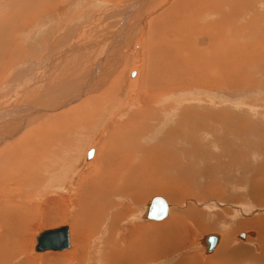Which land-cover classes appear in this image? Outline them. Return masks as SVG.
<instances>
[{"label": "rangeland", "instance_id": "obj_1", "mask_svg": "<svg viewBox=\"0 0 264 264\" xmlns=\"http://www.w3.org/2000/svg\"><path fill=\"white\" fill-rule=\"evenodd\" d=\"M17 1L18 0H12V2L10 0H0V16H1V18H0V49L3 48V45H8L5 42V40H3V36H6L7 32H8V34H10L9 31L13 30V28H14V26H12V25L9 26V24H11V23L9 21L5 20V17L2 15L5 13V11L9 12L8 5H6L7 2H10V3L14 2V6H16L17 8L20 9L18 11V13L25 12V14H26V10H25L26 8L24 9V7H22V3L16 4ZM107 1H108V3H107ZM239 1H244V0H239ZM134 2H135V0H102L100 2L98 0H95V1L94 0H83V1L82 0H75V1L74 0H66V1L65 0H56L54 5H53V14L58 15L59 17L54 24L50 25L51 26L50 31H55V30L59 31L60 30V32L58 34H54L55 36H59L60 39L58 40V39L53 38L54 35L49 34V33H48V36L46 37L47 29L50 26H45V25L48 23V20L50 18L49 19L43 18L41 23L39 21L36 23L37 25L33 28L32 34L30 32L31 37L29 38V41L33 45H30L29 42H27V44H23L21 42V45H22L21 49L24 52L29 51V49L32 47H38L40 50L43 51L45 49V47L43 45H49V43L52 40V43H53L52 45H57L58 47L51 48V49H54L56 52L62 51V53H65V50L69 47V45H76L77 37L79 36V34H82L84 36L82 38H80V41H79L80 43L76 46L85 45V47L87 49L86 53H88L89 58L87 59V61L84 60L85 56L81 57V58H76V59H79V63L77 61L79 66H80V64H82V62H86L88 65V69H87L88 74L85 76V78L88 77L89 75H90V79L92 78V74H90V72H91L90 70L96 64V62L99 63L102 58H104L102 62H106L108 59L104 56H106L107 54L110 57V59H111V54H112L114 61H115V63L113 64V67H111L109 73L107 74L106 79L102 78L101 79L102 82L96 87V89L92 90L94 92L88 91V92H90V93H88V95L89 94L91 95V93L96 94V93H102L103 91H105L108 88V86L112 85L111 83L115 80L114 76L116 75V72L118 70L120 72H123V74L121 75V80L118 84V86H119L118 91L121 89V87H122V89L125 88L124 99L120 100L121 102L119 104V107H115L116 106L115 105L112 107L113 108L112 112H110V110L112 109L111 108L108 111H104L102 114L101 113L97 114L94 111V114H93V117L95 119L94 121L87 118V121L85 120L87 123L86 122L81 123V127H82L83 131L81 132L82 134H80L81 135L80 137L81 138L84 137L83 138L84 140H82L80 137H76V140L78 142V146H77L78 151H76L72 157L77 162V161H79V156H80V161L78 162L79 166L74 171L72 170V172H71V177H72L71 183L68 186V191L66 193H63L64 192L63 190H59V191H56L55 193L49 194V196H48L49 198L41 199L46 194V193H44V191H42L41 193H39V195H37V197H35L34 194H32L31 191H29V188H28L26 190L27 193L23 192L25 194L18 193V195H16L20 199L19 198L15 199L13 203L15 204L16 203L15 201L19 200L17 202L19 204V208H28L29 206H30L29 208H34V204H37V207H36L37 213L36 214H37L38 220L35 223L33 232L31 233L32 239L30 238V235H28V237H29L28 245L30 247L28 246L27 249L23 252V256L27 257V258H29L31 256L29 258L31 260L30 264H41V260H42L41 255L42 254L44 255L47 253H52V254L54 253V254L58 255L61 252H70L78 246V239H81L82 242L86 239L85 242L86 241L87 242L84 245V253L87 255V257L85 258V261L83 262V264H111V263L116 264V263H114L115 262L114 257H115V255H117V252H118V256L119 255L121 256V254H123L124 252H120V251H123V250L126 251L128 249V246L126 243L128 240L127 239L128 237L130 238V236H131V239H132L131 241L134 242V244L137 243L136 245H138V247H140V250H141L142 245H144L143 241L147 240V238H148V242L150 244L148 246V248L152 245L151 240H150L151 239V237H150L151 231H152L151 225H153L156 222L147 221L145 219V214L142 215V211H143V208L145 207L144 205H146L148 203V201L151 197L162 196L166 200L167 203L169 202L168 203L169 211H168L166 218H164L161 222H158V223H166V222H169L170 219H174V222H176L180 218V217L178 218L176 216H179V215H181V217L186 221V223L184 226L176 225L173 227L168 226V228H166V230L169 232V233H167V237H169V238L166 239V237H165V241H164L166 247L169 248V246L174 247L176 245L175 248H171L168 251L167 256L164 257V255H166V253H159L158 255H153V254L149 253L150 248H151L150 247L149 250L147 251V254L149 253L148 256L147 255L145 256V257H147V261L143 264H175L179 259H182L183 256H188V255H189V257H188L189 259H186V260H189L191 262L188 264H194V263L195 264H203V263L208 264V262L210 264H264V242H262V241L258 242L257 237H258L259 232H258L257 228L256 227L253 228L252 226L248 225L250 223H247V222H249V218L256 217V216H257L256 218H258V216L264 217V119H263V122L259 124V125L262 124V127H260L258 125V121H260V119L258 118L257 115L252 114L251 112L247 111L248 114L250 113V116H248V115H246V112H244L243 113L244 115L242 116L244 119H246L248 117L247 119L248 120L251 119L250 121L253 123V125L255 124L254 123V120H255V121H257V124H256L257 127L263 128V131H261V133H255L256 136L255 135L252 136L251 135L252 133L249 131L251 129H247V127H246L245 128L246 137L244 136V132L237 130V129H239L238 127H237V129H233L234 123H236L237 121L234 123L231 122V118L233 120V116L231 113L232 111H235L237 109L246 108V109L252 110V111L256 110L257 113H259V111L257 110L258 109L257 106L258 105H264V102H262L259 99H257L256 104L254 103V98L255 99L258 98V97H256V96H258V94H255V93L257 91L258 92L261 91V93H264V89L262 88V85L260 83H259V85H255V83L252 79H251L252 87H250V89H248V87H246V86H243V88L223 89L221 86H212L211 87V86H206V85H197V86H192V87H179V88L177 87V88H173L172 90H170V88H171L170 86L165 87V89L168 88L166 90L167 96H170L172 94L170 97L173 96V97L182 98V100L180 99V102L182 104L187 102L185 105L191 104L189 102L191 100L194 101L196 105H198L199 101H202L205 103V101H207L208 98H210V99H208L209 101L211 100L210 101L211 105L210 104H204L203 105L206 108L209 107L208 108L209 110H207L205 112L207 118L209 119L208 128H205V127H203L202 129L198 128L199 130L201 129L202 132H204V133L201 132V134H204L203 135L204 137H202L200 135L197 137L196 141L198 140L199 146H196L197 151H195L194 154H192V155H189L188 150H187L191 146V144L188 143L187 141H184L183 139L170 138L166 142H163V139L165 138L164 136H167V135H165L166 130L168 131V129L170 128L169 125L171 123V119L173 118L172 116L170 117V120H168L169 122L167 121L163 125L161 124V119L159 116H158V118L154 117L155 120H148L147 121V123L148 122L151 123L150 126H149V124L145 123L147 126V128L145 126L146 129L144 128L145 132L147 130L148 131L146 133H144L143 137L141 138V145L143 147L144 146H146V147L152 146L151 148H153L155 145V147L151 150L152 155L150 156V158L146 155L145 162L150 163L149 167H151L152 165L156 166V167L152 166L151 168L147 169L150 174L147 173L148 172L147 170L145 171V173L148 175L146 177L150 176L149 181L152 180L153 182L157 181L159 183H162V181H163L164 182L163 184H166V182H168V180H174V179H175V181H178V182L182 181L180 183V185L182 184L181 186H182L183 190L182 189L181 190L184 192H182L179 188L175 189L176 186L170 187L171 189H174V191L176 192L175 193L173 191V193H169V195H171V194L173 195L172 199H170L166 196L165 193L161 192L160 190H155V192H154L153 188H151L148 191H146V193H143V194L139 193L140 196L138 195V197H133L132 194L135 192V191H133L134 190L133 186L125 188L124 185L120 181L119 182L115 181V179H116L115 173L118 172L117 163H116L117 158H121V157L126 156V154H123L122 152L120 154V152L116 150L117 152L113 151V154H112L114 159H112V157H111V159L113 160L112 161V167L109 171L111 173L109 174V172L107 171L106 174H104V176H103L104 179L102 178V176L99 177V180L103 183L104 187L105 186L106 187L103 188V186H99L96 188L97 191L98 190L100 191L97 193L101 194V196H99L96 193L97 194L95 196L96 202H93L94 200H89L88 205H87L88 208L85 211L82 210L81 212L78 211V209H74L70 205L68 208L58 206L56 209H53V210L49 209L48 212L45 211V214L49 213L47 216H44V214H42V210H44V207H45V202H47L48 199L59 198L60 196H65V195L69 197V195H70L71 197H70L69 201H74L72 196L75 193L76 189L79 192V190L81 188L85 189V186L88 185V186H86V192H88V190H89V192L92 190V189H90V186L88 184L89 182L86 179V175L88 174L89 170H91L92 167H94V160L98 156L96 146H97L98 140H100V137L103 133L102 130L105 127L106 122L111 120L112 118L119 120V117H117V115L122 110V108L125 107L126 102H129L131 100V98L134 97L135 94L138 95L137 91H135V89H136L135 85L132 82L137 77L136 73L138 70L136 69L135 65L140 63V69L139 70H141V66L143 64V61L145 59L144 57L146 55V49L141 47L142 49H145V50H141L142 52L139 55L140 62H138L137 60L134 59V58H136V56H135L136 53H138V51H139V46H137L138 41L136 38H138L142 35V33L140 35V31H142V32L145 31L144 29H145L147 23L150 20L152 21V18H154L157 14H159V12L160 13L164 12V10H162V9L167 7L172 2V0H161L152 9H151L150 5H153V4L148 5V8L145 10V12H144L145 15L143 16V19L141 22L143 24L140 23L141 27H139L140 29H139L138 35H136V38L133 39V42H132L133 44L130 45L129 47L127 46V44H124L122 46V50L119 51L118 46L123 42L122 38L126 34H128L127 29L125 32H123V27L125 24H127L126 18L128 16L132 15L131 11H134V8H135ZM156 2L157 1H154V3H156ZM250 2L251 1H248V4H250ZM184 3L185 2H181V5L180 4L178 5V9H180L179 6H182V5L185 6L186 4H184ZM231 3H232V1H231ZM133 4H134V6L132 7ZM229 5H230V3H229ZM83 6H85V7H83ZM20 7H22V9ZM78 7L80 8L79 11L81 10L80 12H83V13L80 14L81 16H74L73 15L74 12L75 13L77 12L76 14H78V12H79L77 9ZM238 8L242 9L241 4L238 5ZM160 10H162V11H160ZM253 10H256V12L261 14V16H264V0H254ZM178 13H180V12H178ZM244 13L246 14V16L249 15L248 11H244L243 13H239L240 17H244V15H245ZM21 14L22 13H20L19 15L21 16ZM183 14H185V11ZM31 15H32L31 16L32 20H30V18H26L25 16H21V18L23 17L24 19H27V20H25L26 21L25 25H26V28H28V29L32 28L36 22L35 21L36 18H34L36 16V14L32 13ZM230 17H232V16H230ZM230 17H229V23L231 22ZM69 18H72V20H71L72 23H70V22L67 23V19H69ZM169 18H170V16H169ZM239 18L236 19L235 22L239 21L240 20ZM166 19H167V17H166ZM83 20H84V24H83ZM135 20H136V16H135V19L132 21V24H134ZM241 21H242V19H241ZM151 24H152V22L149 23V25H151ZM53 26H55V27H53ZM143 26H144V28H143ZM66 27H67V29H66ZM164 29L166 31L168 30L169 32H171L173 30V29H169L167 26H164ZM236 30H237V28L232 26V29L226 28L223 31L224 32L226 31L228 34H230V32H231V35H233V33ZM250 30L256 31L253 29H250ZM131 31L129 32V35H131ZM218 31H219V29H218ZM246 31L248 34L249 31L248 30H246ZM246 31L240 30V31H238V34L244 35V34H246ZM21 32L17 31L15 33L19 37L23 36L22 39H24L26 35L22 34ZM202 35L203 36H201V34H197L196 36L194 35V39H192L194 45L197 44V45H195L197 50H202L203 45H201V44L206 43L208 41L207 37L204 34H202ZM234 35H236V33ZM16 39L19 40L17 37H16ZM46 39H47L48 44H45V43L41 44L42 41H44ZM127 39H131V37H128ZM112 41H114V42H112ZM118 43H119V45H118ZM114 45H116V46L114 47ZM194 45H192L193 48L195 47ZM207 46L208 45L204 46L203 48H205ZM124 47H126V48H124ZM31 51L32 50H30L28 52V54L25 55V57H28L30 55L32 56ZM123 51H124V53H122ZM0 52H2V50H0ZM70 52H72V51H70ZM70 52L68 51V49L66 50L67 54ZM121 53L123 54L124 57H122L121 60H119L120 58L116 59ZM125 58H126V60H125ZM19 60H20V58H19ZM122 61H124V62H122ZM46 63H47V60L28 61L27 63H24L19 67H16L15 68L16 72L11 77H10V75L12 73L13 67L10 68L11 67L9 65L10 62H7L6 68L4 66H2V68L0 67V76L2 77L3 74L7 71L5 74L9 73L8 78H10L2 86H0V104H4L6 102V100L9 99L10 95H11L10 97H12V93L14 92L15 89H17V88L23 89V86L28 82V78H30L31 76H35L37 78L38 77L40 78L41 75H43L44 73L46 75V79L44 81H42L43 84H41V82H40L33 91V94L36 95V97H33L34 102L36 101V102L42 103L43 101H45V102L49 101V99H51L53 96H56V97L61 96V91L63 92V94L70 92L71 90L74 93H81V90L83 88L82 85L84 83L80 81L82 83L81 84L78 80H80V79L83 80V77H84L83 71L81 73L73 76V80L71 82H66L65 84H64V82L59 83V82H56L55 77H54L57 69H55L54 66H51V67L47 66L46 67ZM77 63H76L75 69L79 70L80 68L77 65ZM73 65H75V64H73ZM99 65H102V64H99ZM106 66L107 65L104 64V67H106ZM3 67L5 68V70ZM70 68H71V66H70ZM40 71H42L40 75H31V74H36L37 72H40ZM262 73H264V70L262 71ZM262 76H264V74ZM262 76H260L259 78H262L261 81L264 82V77H262ZM125 78H127L128 80H126ZM258 82H259V80H258ZM77 83H80L81 87L78 89H74L76 87L75 85ZM32 86H34V84L31 85L30 87H32ZM247 86H249V84ZM197 87H199V88H197ZM244 87L247 89H245ZM42 88H45L47 90V92L41 93ZM84 89H86V88H84ZM115 91L116 90H114L111 93L113 98L115 95H118V93ZM166 91H164L163 93H165ZM20 95H22V94H20ZM30 96H31V94H27V95H25L24 98H28ZM261 96H262V94L260 95V97ZM36 98H37V100H35ZM76 98H77V96H76ZM74 99L75 98L72 96L71 101L73 102ZM10 100H12V101L14 100L18 103L20 102V99L15 98V97L10 98ZM67 100H69V99L67 98L65 100V102H67ZM117 100H119V97ZM79 101H81V100H79ZM79 101L73 102V104L67 105L65 107L62 106L59 112H61V111L63 112L70 107L76 106L77 104H79L78 103ZM240 101H242V104H240L241 103ZM238 102L240 105L237 104ZM216 103L218 104V106L214 107L213 104H216ZM56 105H57V103H56ZM106 106H107L106 104L103 105L104 108H106ZM223 108H227V109L222 110ZM210 109H211V111H210ZM215 110H217V111L215 112ZM227 110H228V112H227ZM59 112L56 111L54 113L34 115L31 119H29V126L28 127H31L32 129H35V127L38 128V125L33 123L34 120L39 119L40 117H43V116H44L43 118H45L47 116H50L52 114L59 113ZM229 112H230V114H229ZM222 113H224V114H222ZM218 114H220V115H218ZM215 115L217 118H215ZM229 115L232 116V117H229L230 119L227 117ZM101 116H103V117L101 119H99ZM175 116H176V114H175ZM180 116H181V114H180ZM180 116H178V118ZM13 117L14 116H12L10 118H13ZM71 117L72 116H69L68 118H66L64 120V125H65V127L67 125H70V127L72 126L75 129V125L71 123ZM104 117H105V119L103 120V123L100 126H96L97 124H99L102 121V119ZM222 117H223V119H222ZM243 118H241V119H243ZM218 119H219V121H218ZM7 121H8V119H5V122H7ZM141 122H142V118H141ZM89 123L94 124V127H93L94 130L92 133L93 136H91L89 139H87V142H85V140H86L85 137L87 136L85 134H88L89 132L87 129H84L82 124L86 127L88 125V127H89V125H90ZM93 124H91L90 126H92ZM180 126L181 125H179V127ZM182 126H184V124ZM208 129H209V131H211V130L213 131V138L216 139V142H217V140H219V142L216 143V146L210 142L211 136L205 133V130H208ZM27 130L25 131V134H27L29 132ZM257 130H259V128H257ZM257 130H255V132H257ZM65 131L67 132L68 130L65 129L64 131L61 132V134H65L66 133ZM75 133L79 134V131L77 130ZM105 134H107V133H105ZM104 137L105 136H103V138ZM67 138L68 137H66V138H64L58 142L59 144L62 143L61 145L56 143V145H54V147L51 151L52 154H49V155L47 154V156L46 155H40V154H43L44 152L48 151V148L46 146L47 145L46 142L45 141L39 142L36 140L34 142L35 143L34 145L33 144L31 145V143L29 145L28 144L24 145L23 142L18 143L20 148L17 147L13 151V154H12V151H10V153L9 152L7 153V151H9V150H8V147L5 146L4 148H6V153H7L6 157L12 158L11 161H13L14 158H16V159L17 158H23L27 154L31 155V152L36 153V149H37V151H40L38 154L40 156L37 157L38 159L44 158V159H46V161L48 159H52L54 161L56 160V163H58V164L63 163V159L66 160V158L63 155H65L64 153H65L67 147L69 146L68 142L66 141ZM78 138H79V140H78ZM255 139H257V140L255 141ZM13 140H16V139H13ZM13 140L5 141V142L9 143ZM80 140H82V142ZM223 142L226 143L225 144V147H226L225 151L227 153H232V155H236L235 160H240V159L243 160L241 162H237L238 164L242 163V164H240L242 166L238 167V164L236 163L235 160H234L235 162L232 163L229 161V159L227 157H224V159H228V162L230 164L228 163L226 166H225V163L220 164L221 160L217 159L219 157H216V156L218 153H219L218 156H220L222 150L221 151H217V150L220 147L219 145L222 144ZM11 143H14V142H11ZM246 143H248V144L246 145ZM163 144H165L166 147ZM119 145H120V142H119ZM175 146H177L178 148ZM237 147H239V149H238V150H240L239 152L237 150ZM242 147H243V149H242ZM163 148H164V150H162ZM90 149H93L94 152H93L91 157H88L87 160L84 161L85 155L88 151H90ZM200 149H202V150H200ZM241 149H242V151H241ZM256 149H259L261 151V153L256 154V152H258ZM19 150H20V153H18ZM55 150H56V152H55ZM175 151H176L177 155H176ZM202 151H204V153ZM60 152L63 154H60ZM114 152H116L115 154H117L119 152L118 157L114 155ZM55 153H56V155H55ZM202 153L205 156L204 155L202 156ZM209 154H210V156H208ZM81 155H82V157H81ZM13 156H14V158H13ZM56 156H57V158H56ZM193 156H195V158H193ZM103 157H104V155L102 153V156H99L98 159L103 158ZM151 157H152V159H151ZM159 157H161V161H160ZM179 157H181V158H179ZM168 159H169V162H168ZM208 159H209V161H207ZM100 160H102V159H100ZM172 160L176 161V162L174 161L172 163L174 166L170 162ZM189 160H190V162H189ZM205 160H206V162H205ZM113 162L115 163V165L113 164ZM139 162H140L139 158H136L133 161V163L135 165L138 164ZM177 163H178V165H176ZM127 164L129 165V163H127ZM213 164H214V167H212ZM207 166H209V167H207ZM253 167H255V168L253 169ZM48 168H50V167H48ZM152 168L154 170H152ZM254 170H255V172H254ZM55 171L59 172V167L56 168ZM42 172L44 174L43 175L41 174V178H43V180L47 179L48 177L44 176V175L49 174L48 170L45 169V170H42ZM60 174H61V177H63L64 172L60 173ZM109 175H113V176H111V178H115L114 179V183H115L114 186L117 185L116 186L117 189L112 184L108 183L109 178H110ZM66 176L68 178L70 177V175H68V174ZM161 176H162V178H161ZM170 176H171V178H170ZM141 178L142 177H140V179ZM257 178L259 179L258 181H257ZM25 179L27 181L28 180L30 181L29 177H27ZM146 180H148V179L146 178ZM256 181L258 183H256ZM142 182H144V181H142ZM147 183H148L147 186L149 187L151 184L149 182H147ZM108 184L112 185V187L111 186L108 187ZM257 184H258V186H257ZM118 185H120V186H118ZM69 187H71V188L69 189ZM87 187H88V189H87ZM107 188H108V190H107ZM110 188L112 191L110 190ZM129 188H130V190H129ZM103 189H106L107 191L105 190L106 191L105 192ZM113 189L114 190L116 189L115 192L113 191ZM96 190H92V192H94L93 195H95ZM119 190H123V191L121 192ZM28 194L29 195L31 194L30 195L31 197L28 198V201H26L25 197L26 196L28 197ZM62 194H64V195H62ZM21 199H22V201H21ZM179 199H181V200H179ZM23 200H25L26 202ZM0 201H3V198ZM195 201H196V204H195ZM97 202L101 203V205L103 207L100 204H98ZM25 203L29 204V205H26ZM142 203H145V204H142ZM189 209H191V210H189ZM117 210H118V213H116ZM121 211L124 213H122ZM80 213H82L85 216V219H84L85 223H82L83 220H80L77 218L78 216L81 217ZM131 213H134V214L132 215ZM130 215H132V216H130ZM42 218H43V220L45 219L44 222H43ZM245 220H248V221H245ZM116 223L118 224V226ZM64 224L69 226V229H68L69 230V244H70L69 247H67L66 249H63V250H45L42 252L34 250V248L36 246V237L38 236V234L41 231H43V229H47L49 227H54V226L58 227L57 225H64ZM137 225L139 226V229L146 228L147 226L151 229L150 232H149V230H145V229L142 230L140 233L144 232V233H142L143 235L140 234L139 232L136 234L137 236L139 235V238H141V240H142V241L141 240L139 241V238L137 237V240L139 242L138 241L135 242L136 235H135V233L132 234L133 232H131L130 234L128 233V235L126 236L127 229L130 227H131L130 229H132ZM132 231H134V229ZM215 231H217V232H215ZM249 231H252L253 235L247 234ZM211 232L217 233L220 235V241H219L220 244H222L221 241L224 242V241L228 240L227 241L228 246L224 245V248L221 249L222 245H220L218 242V245L215 247V250H213L211 253H206L204 251V248L202 250L201 248L203 246L201 245L199 239H200V237H202V235H204L206 233H211ZM218 232H220V233H218ZM243 232L246 234L244 235V237H240L239 234H241ZM144 235H145V237H144ZM221 235H222V237H221ZM133 237H135V238H133ZM118 241H119V243H117ZM17 244L19 245L18 242H17ZM17 244L13 243L12 245H9L10 247L8 245H6L5 247H7V249L11 248V247L13 248V246L15 247V245H17ZM5 247L2 246L0 248V251H2L4 254H5V251H4ZM3 248H4V250H3ZM105 249L108 250L107 253H106ZM115 249L117 250V252H114V251H116ZM50 251H54V252H50ZM104 251L108 255L107 259L105 261H103V258L99 260V258L103 254L102 252H104ZM17 255H18L17 259H19L21 256V252ZM90 256H92V258H90ZM151 257H153L154 260L150 259ZM154 257H156V258H154ZM33 258L35 259V262H34V260H32ZM17 259L16 258L11 259L9 257L8 260L11 263L13 262L12 264H16L15 260H17ZM90 259H92V261ZM186 260L184 259L185 263H186ZM193 261H195V262H193ZM49 262L50 261H46L45 264L49 263ZM72 263L74 264L75 261H73ZM49 264H52V263L50 262Z\"/></svg>", "mask_w": 264, "mask_h": 264}, {"label": "bare ground", "instance_id": "obj_2", "mask_svg": "<svg viewBox=\"0 0 264 264\" xmlns=\"http://www.w3.org/2000/svg\"><path fill=\"white\" fill-rule=\"evenodd\" d=\"M98 1L100 2L102 0H98ZM154 1H157V2L154 3ZM160 1L161 0H135L134 11H131L132 15H130L126 18L127 24H125L123 27V32H125L127 29L128 34H126L122 38L123 42L119 45L120 50H122V46L124 44H127L128 47L133 44L132 43L133 39H135L136 35H138L139 29H140L139 27H141L140 23L142 22L143 16L145 15L144 12L148 8V5L153 4V5H150L151 9H152ZM231 1H232V3H231ZM248 1H251L250 4H248ZM181 2H185L184 4H186V5L185 6L184 5L179 6L180 9H178V5L179 4L181 5ZM20 3H22V7H24V9L26 8L25 9L26 14H25V12H20L23 14V15L21 14V16H25L26 18H30V20H32V18L29 17V15H31L32 13L37 14L40 11H46L47 12L49 10H52L53 9L52 7L55 3V0H18L16 4H20ZM107 3H108V1H107ZM229 3H230V5H229ZM240 4L242 6V9L238 8V5H240ZM253 5H254V0H244V1H239V0H172V2L167 7L162 9V10H164V12H161V13L159 12V14H157L154 18H152V21L150 20L147 23V25L144 29L145 31H143V32L140 31V35H141V33H142V35L140 37L136 38L138 41L137 46H139V51L135 55L137 59L136 58H134V59L137 60L138 62H140L139 55L142 52L141 50L146 49V55L144 57L145 59H144L143 64L141 66V70H139L140 69V63L135 65L136 69L138 70L136 73L137 77L132 82L135 85V88H136L135 91H137L138 95L135 94L134 97H132L134 99L133 104L128 105L127 108L121 107L122 110L117 115V117H119V120L112 118L111 120L106 122L105 127L102 130L103 133L100 137V140H98V143L96 146L97 147L96 148L97 149V155H98L99 151H100V145L102 143H105V148L103 150L104 157L100 158V159H102V160H100V159H98V156L96 155L97 157L94 160V167L91 166L92 169L89 170L88 174L86 175V179L89 182V183L88 182L87 183L89 184L90 189L96 190V188L99 186H103V188L106 187V186L104 187L103 183L99 180V177L102 176V178H103L104 174H106L107 171L108 172L110 171V169L112 167V161H113L112 159H114L112 154H113V151H116V150L119 151L120 154H121V152L123 154H126V156L121 157V158H117L116 163H117L118 172L117 173L114 172L116 174V175L114 174L116 176L115 177L116 179L111 178V176H113V175H109L110 178H109L108 183L112 184L113 186L115 184L114 183V179H115L116 182L120 181L124 185L125 188L133 186L134 187L133 191H135L132 194L133 197H138L139 193H141V194L146 193V191L153 188L154 192H155V190H160L161 192L165 193L166 196L170 199H172L173 195L172 194L169 195V193H173V191H174V189H171L170 187L176 186L175 189H178V188L180 190L182 189V186H181L182 184L180 185V183L182 181L181 182L175 181L174 178H173L174 180H168V182H166V184H163L164 183L163 181H162V183H159L157 181L153 182L151 180L152 181L151 182V181H149L150 176L146 177L148 175L145 173V171L148 168H151L153 165L151 167H149L150 163L145 162V158H146V155L150 158V156L152 155L151 150L155 147V145L153 148H151L152 146L151 147L150 146H148V147L144 146L143 147L141 145V138L143 137L144 133H146L148 131L147 130L145 132V129L147 128L145 123H147L148 120H155L154 117L158 118V116H159L161 119V124L163 125L168 120H170V117L172 116L173 118L171 119V123L169 125L170 128L168 129V131L166 130V133H165V135H167V136L163 135L165 137L163 139V142H166L170 138L183 139L184 141H187L188 143L191 144V146L187 150H188L189 155H192V154H194L195 151H197L196 146H199L198 140L196 141L197 137L199 135L204 137L203 136L204 134H201V132H202L201 129L203 127L208 128L209 119L207 118L205 112L207 110H209L208 109L209 107L206 108L203 105L204 104H210L211 100L209 101L208 99H210V98H208L207 101H205V103L202 101H199L198 105H196L195 102L190 99L191 101H189V102L191 104L185 105L187 102L184 104H182L180 102V99L182 100V98L173 97V96L170 97L172 94L170 96H167L166 90L168 88L165 89V87L170 86L171 87L170 90H172L173 88H177V87L179 88V87H192V86H197V85H206V86H211V87L212 86H221L223 89L243 88V86H246V87H248V89H250V87H252L251 79L254 81L255 85H259V83L261 85H264L263 84L264 82L261 81L262 78H259L260 76H262L264 74V73H262V71L264 70V16H261V14L256 12V10H253ZM133 6H134V4L132 5V7ZM22 7H20V8L22 9ZM83 7H85V6H83ZM8 8H9V12L5 11V13L2 15L5 17V20H7L11 23V24H9V26L10 25L14 26V24L18 21H21L20 22L21 25L26 26L25 20H27V19H24L23 17H22L23 19L21 18V16L19 15L20 13H18V11L20 9L17 8L16 6H14V2ZM79 9L80 8H78V11H79ZM162 10H160V11H162ZM80 11L78 12V14H76L77 12L76 13L74 12L73 15L74 16H81L80 14H82L83 12H80ZM184 11H185V14H183ZM244 11H248L249 15L246 16V14L244 13L245 14L244 17H240L239 13H243ZM178 12H180V13H178ZM47 16H49V15L47 14ZM135 16H136V20H135L134 24H132V21L135 19ZM169 16H170V18H169ZM230 16H232V17H230ZM166 17H167V19H166ZM229 17L231 18L230 23H229ZM238 18L240 20L235 22V20ZM241 19H242V21H241ZM71 20H72V18L67 19V23L68 22L72 23ZM151 22H152V24L149 25V23H151ZM83 24H84V20H83ZM141 24H143V23H141ZM164 26H167L169 29H173V30L171 32H169L168 30L166 31L164 29ZM232 26L237 28V30L233 33V35H231V32H230V34H228L225 31L228 34L227 35L223 30L226 28L232 29ZM143 28H144V26H143ZM66 29H67V27H66ZM218 29H219V31H218ZM250 29H253L256 31H252ZM240 30H245V31L248 30L249 33L247 34V31H246V34L239 35L238 31H240ZM59 31L55 30L52 33H53V35H54V33L58 34ZM130 31H131V35H129ZM9 32L11 33V31H9ZM235 33H236V35H234ZM197 34H201V36H203L202 34H204L208 40L206 43L201 44V45H203V47L208 45L205 48L202 47V50H197V48L195 46L197 44L194 45V43L192 41V39H194V35L196 36ZM79 36L77 37L76 45H78L80 43L79 42L80 38H82L84 35L79 34ZM128 37H131V39H127ZM3 40H5V42L8 45H3V48L0 49V50H2V52H0V62L3 60H7V62H10V63H14L15 61H18L19 60L18 55H21V52H20V50L18 51V46H20V45H18L16 38L12 37L7 32L6 36H3ZM192 45H194L195 47L193 48ZM141 47H143L145 49H142ZM124 48H126V47H124ZM122 53H124V51ZM122 53L116 59L120 58L119 60H121V58L124 57ZM17 56H18V58H17ZM71 60L74 63H77L73 59H71ZM125 60H126V58H125ZM122 62H124V61H122ZM114 63H115V61H113L112 63L107 65L108 66L107 69L109 71H110L111 67H113ZM77 65H78V63H77ZM81 66H82V64H80V66H79L80 69H82ZM95 66H96V64L90 70L91 71L90 74H92V77L94 76V73L96 71ZM103 68L104 67H102L101 69H103ZM109 71H102L103 74H102V77L99 79V82H91V83L88 82V85H87L88 89L86 91L87 94L84 92L86 94L85 97H82V98L80 97L81 99H79V100H81V101L78 100L79 104H77L76 106L68 108V109H71L69 116H72L71 117V123L75 125V129L72 126L70 127V125H67L65 127L64 120H62L60 115H58L56 113V114L51 115L49 117V124L46 128H44V129L38 128V130L28 132L27 134H25V136L23 138L33 136L39 142L45 141L47 144L46 146L48 148V151L43 153V154H40V155H46L47 156V154L48 155L52 154L51 151H52L54 145H56V143H58L60 140H62L64 138L68 137L66 139V141L68 142L69 146L67 147V149L64 153L65 155H63V156L65 158L67 155H70L71 157H73L75 152L78 151V147H77L78 142L76 140V137H80L81 136L80 134H82L81 132L83 131V129L81 127V123L86 122L87 118L94 121L95 120L93 117L94 111L97 114H100V113L102 114L104 111L110 110L115 105H116L115 107H119V103H118L119 100H117L118 97H116V95H115L114 96L115 99H114L112 97V94H111L114 90H116L115 92H118L119 87L117 85V82H119L121 80V75L123 74L119 70L116 72V75L114 76L115 80L111 83L112 85L108 86V88L105 91H103L102 93H96V94L91 93V95L90 94L88 95V93H90L88 91H92V90L96 89V87L102 82V80H101L102 78L106 79L107 73ZM262 77H264V76H262ZM88 78H90V75L87 77V79ZM125 79L128 80L127 78H125ZM258 80H259V82H258ZM248 84H249V86H247ZM197 88H199V87H197ZM245 89H247V88H245ZM164 91H166V92L163 93ZM260 92L261 91H259V93ZM261 94H262L261 98H264V93H260V94H258V96H256V97H258L257 99H259ZM56 101H57L56 102L57 104L60 103L59 98H56ZM56 103H51V104L56 105ZM104 104L107 105L106 108L103 107ZM237 104L240 105L241 103L239 104V102H238ZM213 106L216 107V106H218V104L217 103L213 104ZM211 109H210V111H211ZM224 109H227V108H223L222 110H224ZM110 111L112 112L113 108ZM216 111L217 110H215V112ZM235 111L231 112L232 116H233V120L231 118V122L234 123L237 121L236 123H234L233 129H237V127H238L239 129H237V130L244 132L245 137H246V133H245L246 127H247V129H251L249 131L252 133L251 134L252 136L255 135V133H259V130H257V128H255L257 121L254 120L255 124L253 125V123L250 121L251 119L248 120L247 119L248 117L246 119H244L242 117L244 115L243 114L244 112H246V115L250 116V113L249 114L247 113V111H249V110L242 108V109H237ZM227 112H228V110H227ZM175 114H176V116H175ZM180 114H181V116H180ZM222 114H224V113H222ZM229 114H230V112H229ZM216 115H215V118H217ZM218 115H220V114H218ZM178 116H180V117L178 118ZM232 116L229 115L227 117L229 118ZM3 117L7 118V115L3 116ZM8 117H12V116H8ZM43 117H40L39 119H36V120H42ZM102 117L103 116H101L99 119H101ZM141 118H142V122H141ZM241 118H243L244 120ZM104 119H105V117L96 126H100L103 123ZM222 119H223V117H222ZM0 121H2V120H0ZM218 121H219V119H218ZM91 124H93V123H91ZM147 124H149V126H150L151 123L148 122ZM183 124H184V126H182ZM90 125H89V127L87 125V127H88L87 128L86 126H84L82 124L84 129H87L89 132L88 134H85V135H87L85 137L86 138L85 142H87V139H89L91 136H93L92 133L94 130L93 129L94 124L92 126H90ZM179 125H181V126L179 127ZM145 126H146V128H145ZM198 128H201V129L199 130ZM7 129H9V128H7ZM65 129H67L68 131L67 132L65 131L66 132L65 134H61V132L64 131ZM77 130L79 131V134L75 133ZM255 130H257V132H255ZM11 131L12 130H9V131H7V133L10 134ZM105 133H107V134H105ZM202 133H204V132H202ZM205 133L211 136L210 142L216 146V143L219 142V140H217V142H216V139L213 138V131L212 130L209 131V129H208V130H205ZM0 134L1 135L3 134L5 136V134L2 130H0ZM103 136H105V137L103 138ZM8 138H9V136H8ZM83 138H81V139L84 140ZM257 139H255V141ZM78 140H79V138H78ZM82 140H80V141L82 142ZM119 142H120V145H119ZM15 143L16 142L7 143L3 147L0 148V200L3 198V201H0V248L2 246L5 247L6 245H8V246L12 245L13 243L17 244V242L19 243V245L17 244V245H15V247L13 246V248L11 247L8 249H7V247H5V250L3 248V250L5 251V254L2 251H0V264H12L13 262L11 263L8 260L9 257L11 259L12 258L17 259L18 258L17 254H19L20 252H21V256L19 255L20 258L15 260L16 264H30L31 260L29 258L31 256L29 258L24 257L23 252L29 246L28 245V242H29L28 235H30V238H31V233L33 232L35 223L38 220L37 214H36L37 213V209H36L37 205L34 204V208H29L30 206L29 207L27 206L28 208H19V204H17V206L15 205L16 206L15 207L13 202L15 199L19 198L18 196H16V195H18V193L25 194L23 192H26V190L28 188L32 194H34L35 191H37L38 192L37 195H39V193H41L43 191V190H41L42 187L40 186V183H41V181H43V178L38 177L39 170L46 169L48 166L51 165V162H52V159H48L47 161L44 158L38 159L37 157L40 156V155H38L40 151H37V149H36V153H37L36 156L25 155L23 158H17L13 161L9 160L8 157H6V154L11 149H13L15 147ZM248 143H246V145ZM34 144L35 143H33V145ZM61 144H59V145H61ZM225 144L226 143L223 142L222 144L219 145L220 147L218 148L217 151L222 150L220 156H218V154H219L218 152H217L218 154L216 153L217 154L216 157H219L217 159L221 160L220 164L225 163V166H226L229 163L228 159L232 163L235 161H236V163L243 161L242 159L235 160L236 155H232V153H227L225 151V148H226ZM163 145L165 146V144H163ZM5 146H7L8 150H9V151H7V153H6V148H4ZM175 147H177V146H175ZM164 148L162 150H164ZM238 149H239V147H237V150ZM242 149H243V147H242ZM242 149H241V151H242ZM200 150H202V149H200ZM239 151L240 150H238V152ZM258 151L261 152L259 149H258ZM55 152H56V150H55ZM89 152H92V154H93L94 151H93V149H90ZM116 152H114V155L118 157L119 152L117 154H115ZM202 152L204 153V151H202ZM175 153H176V151H175ZM203 153H202V156L204 155ZM60 154H63V153L60 152ZM55 155H56V153H55ZM176 155H177V153H176ZM208 156H210V154ZM86 157L88 158V155H86ZM111 157H112V159H111ZM224 157H227L228 159H224ZM56 158H57V156H56ZM136 158H139L140 162L135 165L133 163V161ZM179 158H181V157H179ZM193 158H195V156H193ZM151 159H152V157H151ZM159 159L161 161V157H159ZM64 161L65 160L63 159V163H64ZM174 161L175 160L170 161L171 164ZM207 161H209V159ZM168 162H169V159H168ZM189 162H190V160H189ZM205 162H206V160H205ZM53 163L55 165V168L60 167V163L59 164L56 163V160L55 161L53 160ZM127 163H129V165ZM113 164L115 165L114 162H113ZM240 164H242V163H240ZM240 164H238V165L242 166ZM176 165H178V163ZM209 166H207V167H209ZM212 167H214V164L212 165ZM254 168L255 167H253V169ZM152 170H154V169L152 168ZM254 172H255V170H254ZM110 173L111 172H109V174ZM147 173L150 174L149 171ZM171 176H170V178H171ZM27 177L30 178V181L29 180L27 181L25 179ZM140 177H142V178L140 179ZM146 178L148 180H146ZM161 178H162V176H161ZM258 180L259 179L257 178V181ZM142 181H144V182H142ZM257 181H256V183H258ZM147 182H149L151 184L149 187L147 186L148 185ZM62 183H63L62 189L67 188L68 182H63L62 178L58 176V177L54 178L53 184H50L49 186H52V188H54V189H59V185ZM112 185L108 184V187L109 186L112 187ZM86 186H88V185H86ZM86 186H85V189L81 188L79 190V192L76 189L75 193L72 196L74 201H69V199L71 197L70 195H69V197L65 195V196H61L59 198L48 199L47 202H45V207H44V210H42V214H44V216H47L49 213L45 214V211L48 212L49 209L53 210V209H56L58 206L68 208L70 205L74 209H78V211H80V212L82 210L85 211L88 208L87 205H88L89 200H94L93 202H96L95 196L98 194L97 192H100L99 190L98 191L96 190L95 195H93L94 192H92V190L90 192H89V190H88V192H86ZM116 186L117 185H115L114 187L117 189ZM118 186H120V185H118ZM257 186H258V184H257ZM70 188L71 187H69V189ZM87 189H88V187H87ZM103 190L105 191L106 189H103ZM107 190H108V188H107ZM110 190H111V188H110ZM115 190L113 189L114 192H115ZM129 190H130V188H129ZM119 191L122 192L123 190H119ZM182 192H184V191H182ZM30 195L28 194V197L27 196L25 197L26 201H28V198L31 197ZM98 195L101 196L100 193ZM152 198L153 197H151L149 199L148 203L146 202L147 204L144 205L145 207L148 208L149 202ZM179 200H181V199H179ZM18 201H15V202H18ZM21 201H22V199H21ZM23 201H25V200H23ZM97 203L101 205V203H99V202H97ZM142 204H145V203H142ZM195 204H196V201H195ZM26 205H29V204H26ZM168 211H169V207H168ZM116 213H118V210ZM122 213H124V212H122ZM146 213H147V210H146ZM146 213H145V219H146ZM80 216L81 217L78 216L77 218L80 220H83L82 223H85V220H84L85 216L82 213H80ZM256 217L249 218V222H247V223H250V224H248L249 226H252L253 228L254 227L257 228V230L259 232L258 237H257L258 242L259 241L264 242V217H262V216H258V218H256ZM42 220H43V218H42ZM44 221H45V219L43 220V222ZM245 221H248V220H245ZM173 222H174V219H170L169 222H167V225H169V224L173 225ZM117 226H118V224H117ZM137 226H135L132 229H130L131 227L128 228L126 231L127 234L125 233L126 236L128 235V233L130 234L131 232H133L132 234L135 233V235H136L138 232L140 233L142 230L146 229V228L139 229V226L138 227ZM153 227H156V226H152V229H153ZM55 228H58V227H55ZM162 228H164V227L162 226ZM133 229H134V231H132ZM43 230H45V229H43ZM215 232H217V231H215ZM142 233H144V232H142ZM142 233H140V234H142ZM218 233H220V232H218ZM241 234L245 235L246 233L243 232ZM241 234H239V236ZM247 234L253 235V232L249 231ZM210 235L216 236V243H215L214 247L211 249L208 248V243H207V237ZM161 236H160V238H161ZM68 237H69V230H68ZM137 237L139 238V235L138 236L136 235V240L134 239L135 242L138 241ZM144 237H145V235H144ZM221 237H222V235H221ZM133 238H135V237H133ZM166 238H167V235H166ZM127 239L128 240L126 243H127L128 249L126 251H124V250L120 251V252H124L123 254H121V256L120 255L118 256V252L115 249L116 251H114V252H117V255H115V257H114L115 258L114 263H116V264H143V263H145L147 261V257H145V256L146 255L148 256V254L151 253L149 251V253L147 254V251L151 247L150 246L148 248V246H147L148 238H147V240L143 241L144 245H142L141 250H140V247H138V245H136L137 243L134 244V242L131 241L132 240L131 236H130V238L128 237ZM85 240L82 242L81 239H78V246L74 250H72L70 252L59 253V255H61L62 258L57 257L56 254H54V253L53 254L47 253L44 255L42 254L41 255L42 256L41 257V259H42L41 264H45L46 261H50L51 263H53L54 261H58V260H61V262L63 264H73L72 263L73 261H75L76 264H83V262L85 261V258L87 257V255L84 253V245L87 242V241L85 242ZM140 240H141V238H139V241ZM68 241H69V238H68ZM199 241H200L201 245L203 246L201 249L203 250V248H204V251L206 253H211L213 250H215V247L218 245V242L220 241V235L217 233H213V232L206 233V234L202 235V237H200ZM227 241L228 240L224 241L225 243L221 241L222 244H220V242H219V244L222 245L221 249L224 248V245H227ZM117 243H119V241ZM62 245L64 246V248L56 247L53 250L66 249L67 247H69L70 244H69V242L67 243V242L63 241ZM34 250H35V248H34ZM43 251H45V250H43ZM107 251L108 250H106V253H107ZM102 253H103L102 255L100 254L101 257L99 258V260L103 258V261H105L107 259L108 255L105 253V251ZM188 257H189V255L183 256V258L185 260L189 259ZM34 258L32 260H34V262H35ZM90 258H92V256H90ZM183 258H182L183 261L181 262V260H180L178 263L185 264ZM150 259H153V257H151ZM90 260L92 261V259H90ZM193 262H195V261H193ZM49 263H46V264H49ZM188 263H191V262L189 260H186V264H188Z\"/></svg>", "mask_w": 264, "mask_h": 264}, {"label": "crops", "instance_id": "obj_3", "mask_svg": "<svg viewBox=\"0 0 264 264\" xmlns=\"http://www.w3.org/2000/svg\"><path fill=\"white\" fill-rule=\"evenodd\" d=\"M11 2H12V0H10ZM56 1V0H55ZM75 1V0H74ZM83 1V0H82ZM81 2V1H80ZM6 5H8V7L9 6H11L12 5V3H10V2H7V4ZM53 8V7H52ZM79 8V7H78ZM77 8V9H78ZM49 12V13H48ZM45 13V14H44ZM47 14L50 16H47ZM32 15H29V17H31ZM58 15H54L53 14V9L52 10H49V11H40L39 13H37L36 14V16L34 17V18H36V22H35V24L33 25V27L32 28H30V29H28V28H26V26H23V25H21L20 24V22L21 21H18V22H16L15 24H14V28H13V30H11V33H10V35L12 36V37H17L19 40H17V43H18V45H20V46H18V51L20 50V52H21V55H18L19 56V58H20V60H18V61H16V62H14V63H10L9 65L11 66L10 68H12L13 67V70H12V73H11V75H10V77L16 72L15 71V68L16 67H19V66H21L22 64H24V63H27L28 61H34V60H47V63H46V67L47 66H49V67H51V66H54L55 67V69H57V71H56V73H55V75H54V77H55V80H56V82H59V83H62V82H64V84L66 83V82H71L72 80H73V76H75V75H77V74H79V73H81L82 71H83V73H84V77H83V80H78L79 82L81 81V82H83L84 84L82 85L83 86V88H82V90H81V93H74V92H72V90L70 91V92H67V93H65V94H63V92L61 91V96H53L51 99H49V101H43L42 103L41 102H34V99H33V97H36V95L35 94H33V91H34V89L36 88V86L41 82V84H43L42 83V81H44L45 79H46V75H45V73L43 74V75H41V77L39 78H37V77H35V76H31L30 78H28V82L23 86V89L22 88H17V89H15L14 90V92L12 93V97H10L9 96V99L8 100H6V102L4 103V104H0V120H2V121H0V130H2L3 132H4V134H5V136L7 137H5L3 134L0 136V148L1 147H3L5 144H7L5 141H10V140H13V139H16V140H13V141H11V142H16L15 143V147L13 148V149H11L10 151H12V154H13V151L18 147V148H20V146H19V144L18 143H21V142H23L24 143V145H29L30 143H31V145L36 141V138L35 137H26V138H23L24 136H25V131L27 130V131H29V132H32V131H34V130H38V128H46L47 126H48V124H49V117L51 116H47V117H45V118H43L42 120H34L33 121V123L34 124H37L38 125V128L37 127H35V129H32L31 127H28L29 126V119H31L34 115H40V114H46V113H54V112H56V111H60V109H61V107L62 106H67V105H70V104H73V102H76V101H78L79 99H80V97H85V95L87 94V89H88V87H87V85H88V82L89 83H91V82H99V79L102 77V71H109L108 69H107V67L108 66H106V67H104V64H106V65H108V64H110V63H112L113 61H114V58H113V55L111 54V59H110V57L108 56V54L106 55V56H104V57H106L108 60L106 61V62H102L103 61V59L104 58H102L101 60H100V62L99 63H97L96 62V66H95V68H96V71H95V73H94V76L90 79V78H88L87 79V77L85 78V76L88 74V72H87V69H88V65H87V63L86 62H82V69H79V70H76L75 69V67H76V63H74L71 59H73L75 62H77L78 61V63H79V59H76L77 57L78 58H81V57H84L85 56V61H87V58H88V53H86V51H87V49H86V47H85V45H79V46H76V45H69V47L67 48L68 49V51L70 52L71 50H72V52H70V53H66V50H65V53H62V51H59V52H56L54 49H51V48H56V47H58L57 45H52L53 43H52V40H51V42L49 43V45H43L44 47H45V49L42 51V50H40L38 47H32V48H30L29 49V51L30 50H32L31 51V53H32V56L30 55V56H28V57H25V55H27L28 54V52L29 51H27V52H24L22 49H21V42L23 43V44H27V42H29L30 43V45H33L30 41H29V38L31 37V34H32V32H33V28L37 25L36 23L39 21L40 23L42 22V19L43 18H45V19H49L48 20V23L45 25V26H50V25H52V24H54L56 21H57V19H58ZM0 18H1V16H0ZM53 27H55V26H53ZM50 28H51V26L50 27H48V29H47V34H46V37L48 36V33L49 34H52L53 35V31H50ZM17 31H19V32H21L22 34H24V35H26L25 36V38L24 39H22L23 38V36H21V37H19L15 32H17ZM30 32H31V34H30ZM60 32V31H59ZM55 34V33H54ZM116 34V33H115ZM114 34V35H115ZM64 36V35H63ZM27 38V39H26ZM53 38H55V39H60L59 38V36H55L54 35V37ZM112 42H114V41H112ZM48 44L47 43V39L46 40H44V41H42V43L41 44ZM118 45H119V43H118ZM64 46V45H63ZM112 46V45H111ZM116 45H114V47H115ZM118 49H119V46H118ZM74 50V51H73ZM119 51H120V49H119ZM74 53V54H73ZM78 54V55H77ZM76 55V56H75ZM18 56H17V58H18ZM110 59V60H109ZM57 60V61H56ZM59 64V65H58ZM73 64H75V65H73ZM99 64H102V65H99ZM8 65V66H9ZM62 65V66H61ZM79 65V64H78ZM99 65V66H98ZM0 66L2 67V66H4L5 68L7 67V60H3V61H1L0 62ZM70 66H71V68H70ZM94 67V66H93ZM92 67V68H93ZM102 67H104L103 69H101ZM5 68H4V70H5ZM3 70V71H4ZM7 72V71H6ZM5 72V73H6ZM41 72L42 71H40V72H37L36 74H31V75H40L41 74ZM3 74V76L1 77L0 76V86H2L6 81H8L10 78H8V75H9V73L8 74ZM109 73V72H108ZM107 73V74H108ZM123 73V72H122ZM100 77V78H99ZM8 78V79H7ZM79 79V78H78ZM80 82V83H81ZM120 82V81H119ZM119 82H117V85L119 84ZM80 83H77L75 86V88L74 89H78V88H80L81 86V84ZM34 84V86H32V87H30L31 85H33ZM119 87V86H118ZM84 88H86V89H84ZM262 88L264 89V85H262ZM73 89V90H74ZM44 92H47V90L45 89V88H42L41 89V93H44ZM86 94H85V93ZM90 92H94V91H90ZM124 92H125V88H123L122 89V87H121V89L117 92L118 93V95H116V97H119L120 99H119V104H120V100H122V99H124ZM261 93V92H260ZM258 91L255 93V94H260ZM20 94H22V95H20ZM27 94H31V96L30 97H28V98H24L25 97V95H27ZM78 94V95H77ZM72 96L75 98L74 99V101L72 102L71 101V99H72ZM76 96H77V98H76ZM19 98L20 99V102L18 103V102H16V101H12V100H10V98ZM64 97V98H63ZM56 98H59V100H60V103H58L57 105H54V104H51V103H56L57 101H56ZM69 99V100H67V102H65V100L66 99ZM62 99V100H61ZM35 100H37V98L35 99ZM259 100H261L262 102H264V98H261V97H259ZM256 101H257V98L255 99L254 98V103L256 104ZM241 102V104H242V101H240ZM134 103V99L133 98H131V100L129 101V102H127L126 103V105H125V107L124 108H127L128 107V105H130V104H133ZM23 104V105H22ZM258 105V104H257ZM53 106V107H52ZM242 108V107H241ZM257 110L259 111V113H257V111L256 110H254V111H252V110H249L252 114H255V115H257L258 116V118L260 119V121H258V125L260 124V123H262L263 122V119H264V105H258L257 106ZM246 109V108H245ZM256 109V108H255ZM246 110H248V109H246ZM12 111V112H11ZM70 112H71V109H67V110H65V111H61V112H59V113H57L58 115H60V117L62 118V120H65L66 118H68L69 117V115H70ZM111 112V111H110ZM2 113V114H1ZM56 114V113H55ZM7 115V118L6 117H3V116H6ZM52 115H54V114H52ZM8 116H14L13 118H10V117H8ZM3 117V118H2ZM5 119H8V121H7V123L4 121ZM260 127H262V124L261 125H259ZM260 127H257V125H255V128H259V133H261V131H263V128H260ZM5 128V129H4ZM7 128H9V129H7ZM9 130H12L11 131V133L10 134H8L7 133V131H9ZM262 135V134H261ZM8 136H9V138H8ZM4 138V139H3ZM48 141V140H47ZM11 142H9V143H11ZM50 142V141H49ZM104 148H105V143H102L101 145H100V151H99V154H98V158H99V156H102V153H103V150H104ZM257 151H258V149H256ZM10 151H9V153H10ZM18 153H20V150H19V152ZM45 153V152H44ZM88 153H89V151H88ZM88 153H86V155H88ZM259 153H261V152H256V154H259ZM27 155H29V154H27ZM86 155H85V158H84V161H86L87 160V157H86ZM103 155H104V153H103ZM31 156H36V153L34 152V153H32L31 152ZM94 156V155H93ZM81 157H82V155H81ZM13 158H14V156H13ZM9 160H11L12 158H8ZM16 158H14L13 160H15ZM79 161H80V156H79ZM79 161H75V159H73L70 155H67L66 156V160L64 161V163H60V167H59V172L58 171H55L56 170V168H55V165H54V163H53V160H52V162H51V165L50 166H48V167H50V168H46L47 170H48V172H49V174H45L44 176H47L48 178L47 179H45V180H43V181H41V183H40V186L42 187V189L41 190H43L44 191V193H46L44 196H43V198H41V199H44V198H49L48 196H49V194H52V193H55L56 191H59V190H63L64 191V193H66L67 191H68V186L70 185V183H71V172H72V170L74 171L78 166H79V164H78V162ZM238 167H239V165H238ZM45 170V169H44ZM64 172V174H63V177H61V174L60 173H63ZM87 173V172H86ZM41 174L43 175L44 173L42 172V170H39V175H38V177H41ZM70 175V177L68 178L66 175ZM61 177L62 178V180H63V182H68V186H67V188H65V189H62V186H63V183L62 184H60L59 185V189H54V188H52V186H49L50 184H53V181H54V178L55 177ZM35 187V186H34ZM46 187V188H45ZM36 189V188H35ZM66 190V191H65ZM51 191V192H50ZM37 194H38V192L37 191H35V193H34V196L35 197H37ZM62 195H64V194H62ZM61 197V196H60ZM17 202H16V204H14V206L16 205L17 206ZM37 205V204H36ZM15 206V207H16ZM169 207V206H168ZM146 210H147V207H144L143 208V211H142V215L143 214H145L146 213ZM189 210H191V209H189ZM132 215L134 214V213H131ZM168 214V213H167ZM132 215H130V216H132ZM144 217V216H143ZM176 217H180L176 222H174L173 223V225H167V222L166 223H158V222H161L163 219H161V220H157V219H146L147 221H152V222H156V223H154L153 225H151V227L152 226H156V227H153V229H152V231L150 230V228L147 226L146 227V229L145 230H149V232L151 231V243H152V245H151V249H150V252H151V254H153V255H158L159 253H168V251L171 249V248H175L176 247V245L174 246V247H171V246H169V248L168 247H166V245H165V237H166V235H167V233H169L167 230H166V228H168V226H176V225H178V226H184L185 225V223H186V221L181 217V215H179V216H176ZM57 226H60V225H57ZM162 226L164 227V228H162ZM167 226V227H166ZM54 227H56V226H54ZM54 227H49V228H47V229H50V228H54ZM144 227V226H143ZM68 228H69V226H68ZM188 230V229H187ZM162 235V236H161ZM160 236H161V238H160ZM163 237V238H162ZM167 238H169V237H167ZM166 238V239H167ZM162 243V244H161ZM150 244H149V242H148V244H147V246H149ZM163 245V246H162ZM173 251V250H172ZM50 252H54V251H50ZM167 253H166V255H164V257L165 256H167ZM57 257H61L62 258V256L61 255H56ZM154 258H156V257H154ZM154 260V259H153ZM181 260V262L183 261L182 259H179L177 262H176V264L179 262ZM185 262V261H184ZM206 262V261H205ZM52 264H63L62 262H61V260H58V261H54ZM178 264H181V263H178ZM186 264V263H185ZM208 264H210L209 262H208Z\"/></svg>", "mask_w": 264, "mask_h": 264}, {"label": "water", "instance_id": "obj_4", "mask_svg": "<svg viewBox=\"0 0 264 264\" xmlns=\"http://www.w3.org/2000/svg\"><path fill=\"white\" fill-rule=\"evenodd\" d=\"M92 155V152L88 153V157ZM168 213V203L161 196L153 197L148 205L146 219L161 220L166 218ZM68 225H60L58 228H50L41 231L36 237V251L53 250L56 247L64 248L62 242L68 241ZM244 237L243 234L240 235ZM208 248L211 249L216 243V236L210 235L207 237ZM68 245V244H67ZM66 247V246H65ZM208 251V250H207Z\"/></svg>", "mask_w": 264, "mask_h": 264}]
</instances>
